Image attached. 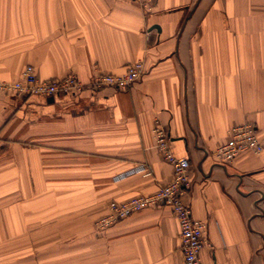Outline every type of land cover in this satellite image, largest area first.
Segmentation results:
<instances>
[{"label": "crops", "instance_id": "1", "mask_svg": "<svg viewBox=\"0 0 264 264\" xmlns=\"http://www.w3.org/2000/svg\"><path fill=\"white\" fill-rule=\"evenodd\" d=\"M144 72L126 88L54 96L0 90V264H183L168 205L105 228L111 200L172 177L155 145L189 161L182 200L206 222L204 264H264V0H0V80ZM250 123L263 150L214 159ZM139 163L150 175L130 170ZM58 264V263H56Z\"/></svg>", "mask_w": 264, "mask_h": 264}, {"label": "built area", "instance_id": "2", "mask_svg": "<svg viewBox=\"0 0 264 264\" xmlns=\"http://www.w3.org/2000/svg\"><path fill=\"white\" fill-rule=\"evenodd\" d=\"M143 7H147L153 0H135ZM144 72L142 60H135L122 73L100 72L87 82H82L75 74H68L61 78L41 79L32 65L28 64L15 80H0V90L20 94H36L54 96L61 93H75L85 88H126L140 78ZM155 145L161 151L163 158L172 166V177L163 185L148 194L132 196L123 201L111 200L107 212L99 217L95 226L105 228L125 218L132 212L146 206L162 203L169 206L179 227L180 250L183 264H204L200 252L204 246L206 222L193 217L190 206L183 200L182 195L190 182L189 161L187 157L174 155L168 145L169 136L159 127L154 129ZM259 154L263 150L255 127L250 123L238 124L230 128L227 139L212 150L216 161L231 162L242 151ZM131 172L150 175L151 168L145 163L134 166Z\"/></svg>", "mask_w": 264, "mask_h": 264}, {"label": "rangeland", "instance_id": "3", "mask_svg": "<svg viewBox=\"0 0 264 264\" xmlns=\"http://www.w3.org/2000/svg\"><path fill=\"white\" fill-rule=\"evenodd\" d=\"M63 243H64V246H63L64 252L60 255H57L56 258L60 259V260H57L56 263H58V264H72L71 251H70V248H67L68 246L70 247L71 240L65 239V240H63ZM54 259H55L54 257L48 256L49 264H53L52 262L55 261Z\"/></svg>", "mask_w": 264, "mask_h": 264}]
</instances>
